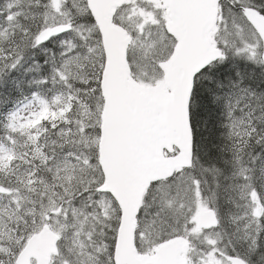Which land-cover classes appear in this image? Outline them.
Instances as JSON below:
<instances>
[{
  "label": "snow or ice",
  "instance_id": "6c2138e0",
  "mask_svg": "<svg viewBox=\"0 0 264 264\" xmlns=\"http://www.w3.org/2000/svg\"><path fill=\"white\" fill-rule=\"evenodd\" d=\"M0 264H264V0H0Z\"/></svg>",
  "mask_w": 264,
  "mask_h": 264
}]
</instances>
